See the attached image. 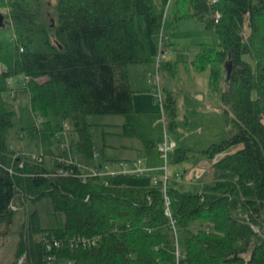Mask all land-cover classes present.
I'll return each mask as SVG.
<instances>
[{
	"label": "trees",
	"instance_id": "obj_1",
	"mask_svg": "<svg viewBox=\"0 0 264 264\" xmlns=\"http://www.w3.org/2000/svg\"><path fill=\"white\" fill-rule=\"evenodd\" d=\"M143 1L145 13L138 11V0H54L49 21L47 0H0V224L10 227L17 210L45 199L53 215L65 218L44 228L38 210H27L11 264H264V0H172L177 21L194 20L213 34L189 64L163 60V48L157 57L151 54L141 33L159 44L162 34L163 46L169 45L163 30L168 3ZM143 63L157 66L165 127L159 144L129 119L136 113L129 66ZM181 68L208 72L210 93L226 106L218 108L228 136L206 149L180 146L175 138L180 113L169 80ZM20 76L32 113L42 119L33 131L58 140L61 151L51 167L42 155V161L33 155L28 160L11 143L16 97L6 94ZM104 115L128 118L120 135L137 139L142 155L132 168L100 167L90 117ZM61 131L77 137L72 162L61 149ZM165 137L176 144L167 161L159 151ZM155 152L166 169L150 179L144 157ZM197 155L218 157L214 180L198 191L179 184L181 174L171 182L169 160L182 163ZM139 168L143 172L136 173ZM92 172L103 174L84 176ZM119 175L143 176L150 184L115 183ZM166 197L175 227L166 215ZM197 221L201 228L193 230ZM74 237L97 239L94 246L72 248Z\"/></svg>",
	"mask_w": 264,
	"mask_h": 264
},
{
	"label": "rangeland",
	"instance_id": "obj_2",
	"mask_svg": "<svg viewBox=\"0 0 264 264\" xmlns=\"http://www.w3.org/2000/svg\"><path fill=\"white\" fill-rule=\"evenodd\" d=\"M237 3H244L246 0H233ZM49 6L46 7L48 13V20L54 19V12L52 5L54 0H47ZM165 4L168 0H163ZM51 4V5H50ZM6 11V10H5ZM138 11L144 13L147 11L146 3L143 0H138ZM4 12V10H3ZM244 26V34L249 32L247 19L241 20ZM163 30L165 32V38L169 43L168 46H163L165 52L162 55L163 60L177 61L180 64L191 63L197 53L199 52V45L203 42H213V34L211 30L206 29L193 20H181L175 21L171 9H168L165 13L163 22ZM143 40L148 44L151 54L157 53L159 50V40L153 41L147 37L144 32L141 33ZM202 42V43H201ZM154 50V51H153ZM167 53V54H166ZM149 66V71L145 72V77L148 80L150 86L151 97L146 96L148 92H143L144 95L140 102H138L136 114L129 116L131 122L136 125L138 131H144L149 128L156 127L162 129L165 133L164 120L162 115V104L158 99L157 88V66L156 63H143L141 66ZM4 66L0 63V73L3 71ZM192 74L187 71L186 68H181L177 73V77L171 76L169 83L171 88L177 93L178 106H179V122L178 128L175 134L177 141L182 146L192 149H206L214 143L223 141L228 136V128L226 123V117L222 110H215L218 107H224L219 95H212L208 88L209 74L195 73ZM151 79L152 83H149ZM23 77H16L10 81L11 91L6 94V98L14 101L15 111L17 114L16 123L14 128L10 131L11 143L17 150L21 151L28 160H31L32 155H42L44 162L48 167L53 164L52 156L55 153H59L58 140L52 137L48 132L42 131L39 133L34 132L33 128L39 125L40 120H36V117L30 108V95L27 90L21 89L23 87ZM148 91V88L146 89ZM146 96V97H145ZM142 109V111H139ZM219 109V108H218ZM155 113V114H154ZM52 118V116H51ZM128 118L122 115H104V116H92L90 121L96 125L94 128L95 139L97 147L100 151V160L104 161L105 158H130L134 152L137 154L136 148L140 146L137 139L123 137L120 135L122 132L121 125L126 122ZM159 119V122L156 121ZM39 121V122H38ZM159 123V125H158ZM41 125V123H40ZM42 127V126H40ZM142 134V133H141ZM76 135H69L65 131L60 132V139L66 144L67 157L75 156L76 150L74 142ZM158 143V142H156ZM150 159L144 158V162H149L152 159H158L160 168L165 167V161L160 158L157 153ZM203 160H209L203 157V155H197L194 158L182 162L173 163L169 160L168 176L170 181L173 182L177 179L176 172L183 175L187 181V171L192 170L199 166ZM128 164L114 162L108 163L109 169L125 171L132 168L133 162L127 161ZM145 166V163L143 164ZM161 172V171H160ZM163 172V171H162ZM159 173L162 176L163 173ZM232 174H225V177H232ZM136 175H119L115 177V183H121L125 185H143L149 183L152 177L148 174L145 177ZM191 190L198 191L200 185L191 187ZM37 209L41 219V225L44 228L55 227L64 221L63 215H53V205L50 199H45L36 205L29 203L24 208H21L15 212L14 221L10 227L5 224H0V264H11L14 259L17 243L19 241V232L23 222L26 219V211ZM201 228L200 222L192 223V229L198 230ZM182 234L179 232V237ZM182 247V241L180 243Z\"/></svg>",
	"mask_w": 264,
	"mask_h": 264
},
{
	"label": "crops",
	"instance_id": "obj_3",
	"mask_svg": "<svg viewBox=\"0 0 264 264\" xmlns=\"http://www.w3.org/2000/svg\"><path fill=\"white\" fill-rule=\"evenodd\" d=\"M173 18H174L175 21H177L175 19L174 15H173ZM198 24H200V23H198ZM200 25L205 27L204 24H200ZM170 43H171V41L169 39V44ZM203 43H207V42H203ZM153 56L155 57V54H153ZM141 65L142 64H133V65L129 66L130 85H131V87H132V89L134 91V105H135L136 111H137L138 102H140V100L142 99V96H144V95H141V94H144L143 92H148V94L146 96H149V98L151 97V95L149 94V93H151L150 92L151 91L150 90V86L148 84V80L145 77V72L149 71L150 69H149V66H147V65L146 66L145 65L141 66ZM149 83H152L151 79H149ZM147 88H148V91H146ZM215 110L220 111V109H218V108H216ZM139 111H142V109H140ZM156 121L159 122V119H156ZM158 125H159V123H158ZM139 132L142 133V135L145 136L146 138L151 139V140H153L155 142H158L157 144H159L162 141L163 136H164V134L161 133V132H164V131L162 129H160V128H158V130H156V127H154V126H153V128H149V129H146L144 131H139ZM178 143H179L180 146H182L179 141H178ZM139 150H140L139 146H137V148H136L137 154L133 152L131 154L132 156H130V158H128V159H126V158H124V159H122V158H105V156H104V161H101L100 160V155L101 154H99L97 156L98 163H99V165L101 167V165H103L102 163H104V165H108V163H110V161L112 163H114V162L121 163V162H126V161H129V162L130 161H135L139 157H142V155L139 154ZM155 153H157V152H155ZM153 156H155V154H152L151 156H147V157L143 156V157L150 159ZM217 158L218 157H216V159ZM216 159H214L213 161L207 160V162H206V160L201 161L199 166H197L196 168H193L192 170L187 171L188 180L186 181L185 179H183L179 184H181L182 186H184L187 189H190L191 187H196L198 185L202 186V184H204V183L212 182L214 180L212 165H213V162ZM144 163H145V167L147 169H149L150 171H152V172H150L151 176L152 175L159 176V173H161L160 171H162V170L160 168L161 166H160L157 158L156 159H152L149 162L148 161L144 162ZM113 171L120 172V170H116V169H113ZM178 174H180V173L176 172L174 175H178ZM143 179H146V178H143ZM149 184H150V182L149 183H144L142 186H146V185H149Z\"/></svg>",
	"mask_w": 264,
	"mask_h": 264
},
{
	"label": "built area",
	"instance_id": "obj_4",
	"mask_svg": "<svg viewBox=\"0 0 264 264\" xmlns=\"http://www.w3.org/2000/svg\"><path fill=\"white\" fill-rule=\"evenodd\" d=\"M171 1L172 0H169L168 1V5H167V9H166V11L165 12H167V10L169 9V6H170V4H171ZM213 3H217V1L218 0H211ZM220 13L219 12H217L216 13V19H219L220 18ZM165 18V17H164ZM164 36L161 34V36H160V44H159V51H160V54H161V52H162V48H163V43H164V41H163V38ZM160 56V55H159ZM156 78H157V88H158V99H159V101L161 102V104H162V99H163V97H162V92H161V88H160V83H159V77H158V74H156ZM60 146H61V149L63 150V151H65L66 150V144L65 143H61L60 144ZM175 147H176V144H175V142L174 141H172V140H170L169 138H167V137H165V140H164V142L159 146V151H160V153H161V156H162V158L165 160V161H167V159H168V156H169V153H171L172 151H173V149H175ZM33 158L35 159V160H39V161H42V156L41 155H37V154H35V155H33ZM73 157L71 156L70 157V159L69 160H67L68 162H72L73 160ZM164 169H166V166H165V168ZM141 172H143V170L142 169H137V171H136V173H141ZM98 173H95V172H92V173H90V174H85L84 176L85 177H87V176H89V175H97ZM103 173H99L98 175H102ZM167 177V176H166ZM14 209H15V207H13ZM166 215L168 216V217H171V225H172V227H175V220L172 218V213H171V208H170V200H169V198L168 197H166ZM209 231V230H208ZM96 239L97 238H86V237H74V238H71L70 240H69V243H70V245H71V247L72 248H77V247H80V246H82V247H87V246H94L95 244H96ZM55 246L56 247H60V242H55ZM51 248H52V246L49 244L48 245V250H51ZM51 259V258H50Z\"/></svg>",
	"mask_w": 264,
	"mask_h": 264
},
{
	"label": "water",
	"instance_id": "obj_5",
	"mask_svg": "<svg viewBox=\"0 0 264 264\" xmlns=\"http://www.w3.org/2000/svg\"><path fill=\"white\" fill-rule=\"evenodd\" d=\"M3 20H4V18H3V16H2V14H0V23H2ZM228 68L231 69L230 67H228ZM22 262H23V260H21L19 264H21Z\"/></svg>",
	"mask_w": 264,
	"mask_h": 264
}]
</instances>
